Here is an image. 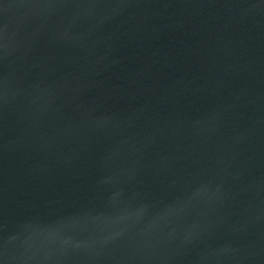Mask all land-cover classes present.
Segmentation results:
<instances>
[{
	"label": "water",
	"instance_id": "1",
	"mask_svg": "<svg viewBox=\"0 0 264 264\" xmlns=\"http://www.w3.org/2000/svg\"><path fill=\"white\" fill-rule=\"evenodd\" d=\"M0 264H264V0H0Z\"/></svg>",
	"mask_w": 264,
	"mask_h": 264
}]
</instances>
